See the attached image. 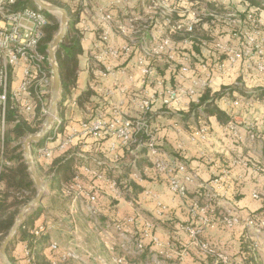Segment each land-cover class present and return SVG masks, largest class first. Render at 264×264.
I'll return each instance as SVG.
<instances>
[{
    "label": "crops",
    "instance_id": "obj_1",
    "mask_svg": "<svg viewBox=\"0 0 264 264\" xmlns=\"http://www.w3.org/2000/svg\"><path fill=\"white\" fill-rule=\"evenodd\" d=\"M62 1L78 20L77 27L83 31V53L79 58L77 86L62 107L64 112L62 120L65 121V125L69 128L78 127L79 123L99 116L110 119L114 115L115 108H121L127 115L133 109L131 118H139V115L141 117L137 102L147 93L151 94V91L155 90V83L152 82L151 85L145 83L131 59L111 61L109 64L114 74L106 77L100 75L99 65L91 59V51L101 33L98 24H94L97 23L98 9L104 6H108L110 10L114 8L113 12L119 17L117 10L120 6H114V0ZM232 1L236 2L233 4H238V9L232 7V10L245 14L247 7L239 0H227L228 5H226L230 8ZM132 3L133 1L129 4ZM260 15L264 18V11L260 10ZM202 27L208 33L217 34L214 30L216 26L208 24ZM221 28L225 32L224 27ZM221 38L228 40L230 35L228 38L226 35ZM111 43L116 47H122L126 44V40L114 32L111 35ZM256 61L257 59L254 58L251 61L240 62L230 74L216 76L210 90L219 92L223 87L234 86L239 80L248 87H256L261 91L264 84L261 76L264 73H259L254 68ZM161 70L157 71L168 83L172 74L167 68ZM124 89L126 91H123ZM108 91H112V94L107 95ZM232 91L228 96L236 97L238 103L248 102L258 107L262 116L261 123H255L253 127L248 128L246 125L249 123L245 125L233 123L237 129L234 133L229 129V123L223 124L216 117H209L208 123L201 124V127L209 128L208 141L193 142L191 139L193 132L200 127L197 123H190L191 119L189 122L177 123L176 118L180 110L188 113L192 103L185 102L181 106L163 109L154 106L151 116H146L149 128L155 134L164 153L163 157L185 164L187 174L193 178V182L188 185L186 197L171 193L164 179L155 177L152 171L148 172L152 165L146 158V152L142 153L143 150L135 154L128 149L119 148L117 150L119 159L114 161V156L107 150L112 140L77 139L68 158L73 159L84 185L93 181V178L88 177L82 170V165L88 163L105 172L108 177H116L124 182L122 188L124 198L116 201L102 195L99 204L100 216L96 226L89 214L86 201L74 202L72 196H65L62 193L63 188L60 191L52 190L50 164H54L61 156L56 152L48 165L38 169L47 191L40 205L41 211L37 215L34 230L44 227L43 237L48 238V247L50 243L55 242L60 246V251H63L72 240H79L82 247L102 254L106 261L112 260L114 264L120 258L126 260L124 264H156L155 259L161 264H201L199 263L201 247L197 242L207 243L217 253L223 254L224 251L225 255L228 253L234 257V261L241 263L246 255L244 244L248 242L247 232L243 226L233 230L225 228L221 225V218L229 213L239 215L243 219L260 213L262 206L260 202L251 198V192L262 189L264 185V174L258 166L264 163V96L259 97L257 95L259 91L247 97L245 92L241 94L237 90ZM152 113L158 115L153 120ZM250 133H255L256 139L252 140ZM42 143L43 141L33 146V152ZM240 160L244 162L239 163ZM218 177L223 179L220 183H215ZM204 186L211 188L216 197L215 201L209 202L205 197L199 196L198 192L202 191ZM147 192L150 194L147 195ZM221 201L227 209L225 212L217 206ZM207 207L214 209V214L211 211H202ZM136 214L152 223L156 238V242L145 240L148 248L141 256L130 255L120 246L116 235L119 237L122 235L114 228L121 218ZM204 218L210 219L209 226L204 224ZM187 227L202 228V233L195 238L186 231ZM139 228L141 230L143 228L140 220L132 227V235H130L132 239L138 240ZM48 247L46 253H49ZM14 256L20 261L19 264L29 263L26 259L27 249L24 243L20 242L16 245ZM201 256L205 258L204 253ZM202 263L207 264L205 261Z\"/></svg>",
    "mask_w": 264,
    "mask_h": 264
},
{
    "label": "built area",
    "instance_id": "obj_2",
    "mask_svg": "<svg viewBox=\"0 0 264 264\" xmlns=\"http://www.w3.org/2000/svg\"><path fill=\"white\" fill-rule=\"evenodd\" d=\"M23 1L0 0V171L4 165H9L4 157L6 109L9 101L18 109L20 116L28 117L29 120L47 117L50 109L53 73L47 67L48 56L42 50L48 16L38 8L22 4ZM132 1L114 0L113 5L121 7ZM215 1L217 0H146L149 6L143 15L126 13L122 18L117 17L118 15L113 12L114 8L110 10L108 6H104L98 9L97 23L101 33L91 51V59L99 65L100 75L106 77L114 74L109 64L111 61L131 59L144 82L150 85L152 82L155 83V90L137 102V108L142 114L139 119L129 117L121 108H115L110 119L99 116L83 121L78 127H71L63 138L60 133L62 122L57 118L41 146L34 152L32 150L34 162L52 160L56 152L62 153L71 149L77 139L94 138L101 141L108 138L112 142L107 150L114 156V161L119 159L117 153L119 148L128 149L135 154L145 150L146 158L152 165L148 172L152 171L155 177L164 179L171 193L186 197L188 185L193 182V178L187 174L185 164L163 157L164 153L155 134L149 128L146 116L152 112L154 106L163 109L181 106L185 102L198 103L202 95L212 88L216 76L230 74L240 62L256 58L254 68L259 73H264L262 21L253 11H249L243 19L238 11L227 9L220 12L218 7L210 8L208 4ZM117 11L120 14V11ZM210 19L222 23L220 27L231 25H238L241 29L245 27L246 32L240 33L243 36L241 39L244 40L238 46L225 39L200 40L197 36L199 27ZM157 26V31L153 30ZM246 27L251 31L247 32ZM114 32L126 40L125 45L116 47L111 43V35ZM177 38L178 44L175 42ZM198 46L202 56L195 66L193 50ZM164 57H167L169 62L167 70L177 80L174 86L165 82L157 68L152 65L154 61ZM130 80L132 81V78ZM111 94L112 91H108L107 95ZM233 123L231 119L229 129L236 133L237 129ZM209 132L207 126H202L193 132L191 139L193 142L208 141ZM250 137L254 140L257 136L251 133ZM133 147L136 148L132 149ZM82 170L88 177H92L93 181L84 185L78 173L72 184L63 188L62 193L65 196H72L74 202L86 201L89 214L97 226L102 195L120 201L124 198V192L116 177H108L99 168L87 163L82 165ZM222 179L223 177H218L214 182L220 183ZM202 188V191L198 192L199 196L205 197L209 202L215 201L216 197L211 188L206 186ZM251 198L257 201L264 198V189L253 190ZM205 210L214 214V209L210 207L202 211ZM140 217L138 214L123 217L114 225L115 230L129 240L128 245L131 247L127 251L130 255H142L146 250L145 240L156 242L152 223ZM138 220L143 224L141 241L130 237L132 227ZM204 224L209 226L210 219L204 218ZM221 225L229 230L243 226L247 238L253 240L254 251H259L260 239L251 238L250 233L264 237V218L243 219L239 215L229 213L221 218ZM186 231L197 238L202 233V228L187 227ZM44 232V227H40L33 233L37 237H42ZM197 244L205 255L214 256L217 262L233 264L227 255L217 253L207 243ZM49 249L59 251L60 246L52 242ZM62 259L82 264L80 253L70 249L62 251ZM100 259L104 264L107 263L103 257ZM125 261L120 258L116 260V264H124ZM155 262L161 264L158 259H155Z\"/></svg>",
    "mask_w": 264,
    "mask_h": 264
},
{
    "label": "trees",
    "instance_id": "obj_3",
    "mask_svg": "<svg viewBox=\"0 0 264 264\" xmlns=\"http://www.w3.org/2000/svg\"><path fill=\"white\" fill-rule=\"evenodd\" d=\"M49 3L59 6L67 10L69 16L71 17V23L69 31L65 37V40L60 44L56 50V58L61 73V95L62 101L58 107V118L61 120V135L64 138L69 133V126L65 125L64 112L62 107L66 102L67 98L77 86L79 69H80V56L83 53L82 39L83 31L81 28L77 27L78 20L73 16L72 11L66 7L62 0H46ZM260 0H239L241 4L247 7V10L242 16L246 17L249 11H253L257 18L260 15ZM32 2L34 8H37L33 0H24L22 4H27ZM218 1L214 3H209L210 8H217L219 5ZM48 16V25L44 29V38L42 41V50L48 56V46L56 37L57 33L61 29L60 21L53 14L45 12ZM209 25H215L213 21L208 20ZM216 26V25H215ZM202 27V26H200ZM199 27V30H200ZM198 30V32H199ZM47 67L51 70L50 63L47 61ZM264 83V75L261 76ZM227 88V87H226ZM224 89V88H223ZM229 90V87L227 88ZM224 89V90H227ZM232 90L228 92L232 93ZM89 95V94H88ZM259 97L264 96V84L261 87V91L257 94ZM90 96V95H89ZM225 96L221 92H213L208 89L200 98L198 103H192L189 113L193 112L196 115L197 126L201 128L200 110L206 115L203 121L208 123L209 117H216L220 123L227 124L231 121V116L228 112L223 111L218 105V101ZM87 101V100H86ZM200 109V110H199ZM6 125L7 130L5 131L4 139V149H5V160L9 165H4L3 169L0 171V249L1 246L14 227L17 217L21 210L31 202L38 194L37 185L31 175L30 169L27 165L26 158L23 150V140L29 135L36 134L39 131V127L42 123L37 117L36 120H29L28 117H22L19 114L18 109L13 106L9 101L8 107L6 109ZM44 141V140H43ZM72 149V148H71ZM71 149L60 153V159H57L51 167V188L52 190L60 191L62 188L67 187L72 184L74 178L76 177L77 168L74 166V161L72 158H68ZM145 153V150L142 151ZM65 155V156H64ZM50 161H39L36 163L37 169L40 170L44 165H48ZM262 162V161H261ZM151 166V165H150ZM260 171L264 174V163L258 164ZM262 166V167H261ZM121 188L124 187V182L118 179ZM264 189V185L261 187ZM257 201V200H256ZM262 206L260 213L256 215H251L254 218H264L262 211L264 209V198L258 200ZM41 205V204H40ZM38 205L30 213H28L23 220L16 236L10 243L7 255L12 264H19V260L14 256V250L18 243H24L28 251L27 258L29 263L27 264H74L71 261H65L62 259V251H52L48 247L47 237H37L35 236L34 229L37 221V215L41 211V206ZM261 214V215H260ZM260 215V216H259ZM140 229V228H139ZM138 230V228H137ZM138 240H143L141 229L139 230ZM246 255L242 259L241 263L239 261H234V257L229 255L231 262L233 264H254L256 261V251L252 247V242H246L245 244ZM243 245V246H244ZM213 246V245H211ZM49 253H46V250ZM214 247V246H213ZM148 244L145 243V251H147ZM223 254L224 251H222ZM255 253V254H254ZM145 254V252H144ZM142 254V255H144ZM205 262L207 264H223L222 262H217L216 258L212 255H205ZM251 258L252 261H249ZM255 260L253 261V259ZM233 260V261H232ZM246 260V262H245ZM244 261V263H243ZM256 264V262H255ZM258 264V263H257Z\"/></svg>",
    "mask_w": 264,
    "mask_h": 264
},
{
    "label": "rangeland",
    "instance_id": "obj_4",
    "mask_svg": "<svg viewBox=\"0 0 264 264\" xmlns=\"http://www.w3.org/2000/svg\"><path fill=\"white\" fill-rule=\"evenodd\" d=\"M46 1V0H45ZM201 1H203V0H201ZM47 3H49L48 1H46ZM259 2H261V6H260V10L261 11H264V0H260ZM233 3H236V2H234V1H232V5H230V8H229V6H227L228 5V3H227V0L226 1H224V0H220V1H218V10L220 11V12H225V10H227V9H232V7H236L237 8V5L238 4H233ZM51 4V3H50ZM227 4V5H226ZM28 5L30 6V7H33L34 8V5H33V3L31 2H28ZM148 3L146 2V0H133V3L132 4H124V5H122L121 7H120V9H119V11H120V16H121V18L122 17H124L123 15H125L126 13H128V14H134V15H143L144 13H145V11L148 9ZM236 8H233V9H236ZM238 9V8H237ZM234 11V10H233ZM240 15H241V17L244 19V16H242L243 15V12L242 13H240V12H238ZM94 14V13H93ZM93 14H92V18H93ZM55 16L57 17V19L60 21L61 20V14H59V13H57V14H55ZM70 17V16H69ZM70 19H71V17H70ZM258 19H260L261 21H262V23H263V26H264V18L263 17H259ZM214 23H215V25H216V27H214L213 25V27H214V30H216L217 31V34L215 35V33L214 34H211V33H208V31H206L203 27H200V30H199V32L197 33V36H198V38L200 39V40H212V39H223V38H221L222 36H225L226 35V38H228V36L230 35V38L228 39V40H230V41H228L229 43H233L235 46H238L239 45V43L242 41V40H244V38L243 39H241L243 36L240 34V33H242V32H246V31H244L245 30V27L243 28L242 27V29L238 26V25H231V26H228V27H224V30H225V32H223V29L220 27V24H222V23H220V22H216V21H214ZM94 24H98V23H94ZM61 25V24H60ZM204 25H208V23L207 22H204V24H203V26ZM97 26V25H96ZM217 26H219V28L217 27ZM222 26V25H221ZM158 28V26L157 27H155V29H153V30H155V31H157L156 29ZM241 29V30H240ZM240 30V31H239ZM246 30H247V32H250L251 31V29H249L248 27H246ZM60 32V31H59ZM58 32V33H59ZM58 33H57V35H58ZM56 35V36H57ZM175 42H177V44H178V42H179V39L177 38V39H175ZM181 46V45H180ZM185 50V49H184ZM179 51H181V52H183V50H179ZM194 51V53H195V56H194V58H195V66L197 65V62H198V59H200L201 58V56H202V51H201V49H200V47L198 46V47H196V49H194L193 50ZM162 60V62H160ZM161 60H156V61H154V63H152V65L155 67V68H157V70L158 71H160L161 69H164V70H166V68H168L169 66V62H168V59H167V57H164L163 59H161ZM161 71H163V70H161ZM215 79H216V77H215ZM176 79H174V75L172 74L171 76H170V78H169V80H168V82L170 83V85L171 86H174L175 84H176ZM238 85V86H237ZM232 87V88H231ZM231 87H229V90H231V89H233V90H237V92L238 93H240L241 92V94H242V92H245V93H247V95H246V97L247 96H251L250 94H252V93H255L256 91H259V90H257L258 88H256V87H248L245 83H241V82H239V80L237 81V84H235L234 86H231ZM224 89H227L226 87H223ZM224 89H221L219 92H221V94L223 93L225 96H222V97H224V98H221L219 101H218V105H219V107L221 108V109H223V111H226V112H228V114L230 115V116H232L233 117V121H234V123H238L239 125L240 124H247V123H249V124H247L246 126H247V128L248 127H250V126H252L253 127V125H255V123H261V112H260V110L258 109V107L257 106H254V105H252V103H248V102H244V103H238L237 102V98L236 97H234L233 95H230V96H228V93H230V94H232L231 92H228L229 90L227 89V90H224ZM233 92V91H232ZM237 102V103H236ZM236 104H238V106H236ZM253 104H255V103H253ZM256 105V104H255ZM200 110V109H199ZM181 111V112H180ZM179 112L180 113H178L179 115H177L176 116V118H177V123H182V122H189V120L191 119V122L190 123H197L198 121L196 120V114L195 113H193V112H191V113H189V111H188V113L186 112H182V110H180ZM130 112H131V114H130ZM129 112V117H131V115H132V112H134L133 111V109H132V111H130ZM151 113V112H150ZM150 113H148V116H151V114ZM150 114V115H149ZM154 113H152V115H153ZM172 114V113H171ZM142 115V114H141ZM156 116H158V115H153V117H152V120H153V118H155ZM139 118H140V115L138 116ZM184 117V118H183ZM189 117V118H188ZM200 119L202 120L201 121V123L202 122H205V121H203L204 120V118L206 117V115L204 114V113H202L201 112V110H200ZM139 118H136V119H139ZM147 118V117H146ZM133 119H135V118H133ZM41 120V122H39V123H42L41 125H40V127H39V131L36 133V134H33V135H29L28 137H26L24 140H23V150H24V143H25V141H26V139L27 138H29V137H31V136H35V135H38L40 132H41V130H42V128H43V124H44V122H45V120H46V117L45 118H41L40 119ZM151 120V121H152ZM193 125V124H192ZM7 130V125H6V127H5V131ZM210 133V132H209ZM249 135H251V133L249 134ZM4 139H5V134H4ZM33 149V148H32ZM32 155V154H31ZM103 161V160H102ZM36 164V163H35ZM36 167H37V165H36ZM117 170H119V169H117ZM248 182V181H247ZM248 185V184H247ZM248 187H249V185H248ZM250 188V187H249ZM217 206L218 207H220V209H221V211L223 212H225V210L227 211V209L225 208V204H224V202L223 201H221L219 204H217ZM261 210V209H260ZM259 210V211H260ZM31 212V211H30ZM29 212V213H30ZM221 212V213H222ZM228 213V212H227ZM262 213V215L261 216H263V214H264V209H263V211L261 212ZM259 215V216H260ZM95 232H96V230H95ZM105 234H107V233H105ZM104 234V235H105ZM114 235H116V234H114ZM121 236V235H120ZM250 236H251V238H255L256 240H258V239H260L259 241H260V248H259V251H256V261H254L255 260V258L253 259V261H254V264H255V262H256V264L258 263V264H264V237H261V236H259L257 233H250ZM263 236V235H262ZM258 237H261V238H258ZM116 238H117V240H118V243H120V246L123 248L124 247V249H128V248H130L131 246H129L128 245V242H129V240H126L124 237H119V235H116ZM72 239V238H71ZM248 241L249 242H253V240H251V239H249L248 238ZM126 242H127V244H126ZM68 244V243H67ZM66 249H70L71 251H76V252H78V253H80V255H81V257H82V259H81V261H82V264H104V262L100 259V257H103V255L102 254H100V253H98V252H95V251H93V250H89V249H87V248H85V247H82V245H81V243H80V241L79 240H72L71 241V243H69V245L67 246V248ZM202 253H204L203 251H202V249H201V251H200V254L202 255ZM255 254V253H254ZM200 255V260H199V263H201V264H203L202 263V261H205L206 260V258H204V256H201ZM138 256H141V255H138ZM249 261H252L251 260V258H249ZM77 262V261H76ZM74 260H73V263L74 264H77ZM245 262H246V260H245ZM243 263H244V261H243ZM0 264H1V262H0ZM78 264H81V262L80 263H78ZM106 264H114V262L111 260V261H107V263ZM245 264V263H244ZM246 264H248V262H246ZM249 264H251V262L249 263Z\"/></svg>",
    "mask_w": 264,
    "mask_h": 264
},
{
    "label": "water",
    "instance_id": "obj_5",
    "mask_svg": "<svg viewBox=\"0 0 264 264\" xmlns=\"http://www.w3.org/2000/svg\"><path fill=\"white\" fill-rule=\"evenodd\" d=\"M34 4L38 9L43 12H47L50 14H61V29L58 35L53 39V41L48 46V60L51 66V70L53 73V86L51 92V101H50V109L49 114L46 117V120L43 124V128L38 135L31 136L26 139L24 143V155L26 158L27 165L30 169L31 175L37 185L38 194L37 196L29 202L19 213L16 223L6 239L4 240L1 249H0V262L1 264H12L8 255L7 251L9 249L10 243L13 241L14 237L16 236L23 220L25 219L26 215L35 209L38 205H40L44 198L47 191L46 184L43 182L39 171L36 167V164L32 157V147L39 145L44 139L48 136V131L52 127L55 120L58 118V107L62 101L61 95V73L59 70V66L57 63L56 58V50L60 46V44L65 40V37L69 31L71 19L66 9L61 8L59 6L47 3L45 0H33Z\"/></svg>",
    "mask_w": 264,
    "mask_h": 264
}]
</instances>
